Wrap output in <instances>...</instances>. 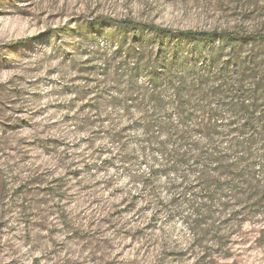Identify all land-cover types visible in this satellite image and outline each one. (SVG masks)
<instances>
[{"label":"rangeland","instance_id":"rangeland-1","mask_svg":"<svg viewBox=\"0 0 264 264\" xmlns=\"http://www.w3.org/2000/svg\"><path fill=\"white\" fill-rule=\"evenodd\" d=\"M102 19L219 35L194 43ZM225 32L264 36V0H0V264H264V202L195 216L198 147L166 159L142 143L150 122L219 115L207 88H189L182 114L140 92L159 54L226 60ZM157 141L170 150L179 136Z\"/></svg>","mask_w":264,"mask_h":264},{"label":"trees","instance_id":"trees-1","mask_svg":"<svg viewBox=\"0 0 264 264\" xmlns=\"http://www.w3.org/2000/svg\"><path fill=\"white\" fill-rule=\"evenodd\" d=\"M102 20L194 43H214L219 35L216 31H174L130 20ZM223 34L226 35L223 41L228 49L226 60L222 61L221 55L204 57L195 52L159 54L154 59L155 64L142 76L141 102L147 98L157 106H163L162 101L168 96L173 99L176 113L184 111L182 101L191 87L199 92L207 88L209 97L218 99L219 115L206 122L192 123L184 118L178 119L177 123L150 122L143 129L142 143L154 146L166 155V159L185 158L188 151L194 152L193 148L198 147L195 163L207 183L201 186V195H191H196V206H192L195 216H200L203 211L224 215L230 210L231 201L243 200L244 197L248 202L255 200L253 206L264 202V189L260 190L258 185L264 179V100L261 98L264 99V86L261 85L264 78L254 83L260 68L264 69V36ZM137 51L136 56H139L141 53ZM231 76L237 81L229 84L227 81L231 80ZM244 80H251L254 88L245 87ZM257 93L260 95L255 98ZM221 97L226 102L220 101ZM221 114L231 117L222 128L217 125ZM173 132L179 136V144L177 148L172 146L167 150L166 141H157V135L166 133L171 136ZM196 135L204 136L205 150L199 151L198 144L192 141ZM184 145L186 148L180 153L178 148ZM198 200H204L207 205L197 203Z\"/></svg>","mask_w":264,"mask_h":264}]
</instances>
